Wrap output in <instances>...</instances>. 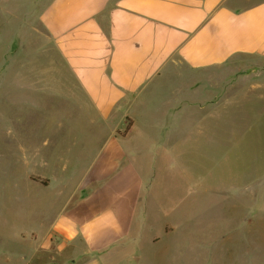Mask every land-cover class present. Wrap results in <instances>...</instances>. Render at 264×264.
Returning a JSON list of instances; mask_svg holds the SVG:
<instances>
[{
    "label": "crops",
    "instance_id": "crops-1",
    "mask_svg": "<svg viewBox=\"0 0 264 264\" xmlns=\"http://www.w3.org/2000/svg\"><path fill=\"white\" fill-rule=\"evenodd\" d=\"M39 22L47 56L43 68L16 71L13 58L10 73L0 65V90L11 81L13 93L30 90L37 97L64 98L61 112L70 119L60 136L12 138L11 180H5L8 169L0 166V193L12 199L17 214L36 207L43 215L57 211L49 225L29 239L22 237L26 248L5 243L8 236L0 234V264H143V254L124 244L129 221L102 205L109 191L98 183L106 167L101 162L105 150L98 144L117 141L122 149L137 142L140 156L148 150L159 154L170 139L178 144L191 125L193 107L173 99L179 97L177 90L174 96L171 88L165 92L164 81L174 80L182 69L204 70L244 58L264 64V0H47ZM192 90L183 97L194 102ZM81 120L101 133L74 135ZM73 146H82L78 155L88 161L76 167V175L69 172L77 152ZM45 151L54 154L52 161L51 156L41 158ZM171 151L173 147L164 153ZM110 159L114 167V154ZM153 182L147 183L146 194ZM23 186L27 189L20 193ZM49 188L55 191L50 202L32 204L33 191L38 198ZM176 205L171 214L178 211ZM178 213L176 222L163 223L165 234L155 236V243L170 239ZM247 221L253 225L255 246L259 222L256 217ZM167 244L162 264L186 260L183 248ZM56 255L64 259L58 263Z\"/></svg>",
    "mask_w": 264,
    "mask_h": 264
},
{
    "label": "rangeland",
    "instance_id": "rangeland-1",
    "mask_svg": "<svg viewBox=\"0 0 264 264\" xmlns=\"http://www.w3.org/2000/svg\"><path fill=\"white\" fill-rule=\"evenodd\" d=\"M46 2L0 0L1 71H13L15 57L16 71L27 73L43 68L47 56L44 40L40 38L43 28L39 15ZM256 60L244 58L204 70L182 69L174 80L164 81L165 92L171 88L174 96L177 90L179 97L173 99L181 100L182 107L189 104L193 107L191 125L186 127L188 131L178 144L170 139L159 154L148 150L141 156L136 152L137 142H129L122 149L117 141L98 144L105 150L101 162L106 164L98 183L109 191L102 205L111 208L125 223L129 221L125 227L129 236L124 244L143 254V264H162L169 248L167 240L178 251L184 249L186 260L180 259L179 263L175 260L176 264H264V64H255ZM192 89L196 90L194 102L183 97ZM14 92L11 81L3 82L0 166L8 169L4 171L8 182L12 173V138L38 140L60 136L65 134L67 118L70 119L61 112L66 106L61 103L64 98L37 97L30 90ZM13 94L17 96L16 103H12ZM33 100L38 103L34 105ZM80 124L74 135L101 133L86 120ZM150 141L145 142L150 144ZM172 147L170 154L164 153ZM73 148L77 152L71 160L70 173L81 162H88L78 155L79 146ZM113 154L117 159L114 167L109 164ZM50 156L52 161L54 154L45 151L41 158ZM75 171V175L80 173ZM151 180L152 190L146 194V185ZM25 189L21 187L20 193ZM53 191L43 190L38 198L33 191L32 204L50 202ZM10 201L11 198L0 193V234L8 236L5 243L9 240V244L14 242L15 246L26 248L22 237L29 239L33 232L38 233L49 225L57 210H45L43 215V210L36 207L17 214L18 210L11 209ZM176 204L178 211L171 214ZM176 212H179V224L170 234L171 240L164 237L155 243V236L165 234L163 223L168 219L176 222ZM252 217L259 222L255 246L253 225L247 221L251 222ZM63 259L64 256L56 255L58 263Z\"/></svg>",
    "mask_w": 264,
    "mask_h": 264
}]
</instances>
